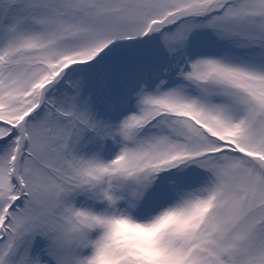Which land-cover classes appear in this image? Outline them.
Returning a JSON list of instances; mask_svg holds the SVG:
<instances>
[{"label":"snow or ice","instance_id":"6c2138e0","mask_svg":"<svg viewBox=\"0 0 264 264\" xmlns=\"http://www.w3.org/2000/svg\"><path fill=\"white\" fill-rule=\"evenodd\" d=\"M0 264H264V0H0Z\"/></svg>","mask_w":264,"mask_h":264}]
</instances>
